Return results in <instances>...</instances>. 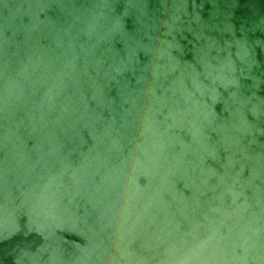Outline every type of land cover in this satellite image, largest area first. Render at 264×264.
Wrapping results in <instances>:
<instances>
[{
	"label": "water",
	"instance_id": "obj_1",
	"mask_svg": "<svg viewBox=\"0 0 264 264\" xmlns=\"http://www.w3.org/2000/svg\"><path fill=\"white\" fill-rule=\"evenodd\" d=\"M0 264H264V0H0Z\"/></svg>",
	"mask_w": 264,
	"mask_h": 264
}]
</instances>
